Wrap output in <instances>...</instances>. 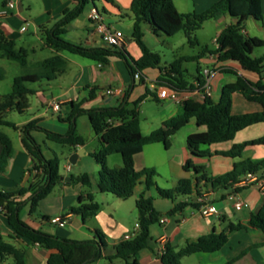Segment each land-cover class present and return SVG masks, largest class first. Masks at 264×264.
Listing matches in <instances>:
<instances>
[{"label":"trees","instance_id":"trees-1","mask_svg":"<svg viewBox=\"0 0 264 264\" xmlns=\"http://www.w3.org/2000/svg\"><path fill=\"white\" fill-rule=\"evenodd\" d=\"M77 5L63 12L62 18L57 24L45 29V45L58 52H68L73 55L90 59L106 66L111 59L118 57L127 63L129 73L133 77L140 72L143 75L148 69H160V57L158 54L148 50L144 43V28L148 26L158 37L166 35L173 37L184 32L188 42L192 45L197 43L194 34L200 30L208 20L219 19L223 15H229L236 19L235 24L228 25L217 37V48L205 50L218 54L222 62L233 61L238 63L245 72L258 77L253 80L244 75L236 73V81L226 84L222 88L220 99L217 103L210 97L200 102L187 99L182 103L183 112L163 123V126L149 135H143L136 108L130 109L128 102L124 101L118 107H99L95 109L81 108L82 102L73 105L71 114L63 119L70 124L66 134H59L47 130L41 126L40 119H34L28 123L18 126L7 120V113L17 112L24 114L28 110L29 97L37 91L30 85L42 80L53 81L65 71L67 62L59 54L45 59L41 64V72L28 73L14 78L12 92L0 102V172H4L14 155L13 141L1 128L9 127L20 132L23 147L28 152L31 165L28 173L32 180L28 187L15 189H0V218L4 216L8 225L13 230V237L24 238L32 245H37L50 252L46 264H92L106 260V264H115V260L121 259L126 264H141L139 261L140 251L147 248L151 240V227L160 223L163 215L173 216L181 213L188 205L198 207L197 204L177 202L180 195L190 196L194 192L200 193L201 183L210 186L211 190H233L239 192L244 188H235V184L248 173L259 174L264 177V159L252 161L245 159L234 164L231 171L219 175L209 176L206 166L197 165L193 158L210 157V146L226 143L234 140L236 135L253 125L264 123V55L254 57L255 48H263L264 40L257 37H249L243 34L244 24L248 19L263 21L261 0H219L203 13L182 14L174 4V0H132L131 13L134 19L132 38L142 51V56L134 60L123 47L107 46L97 48H86L75 44L65 38L67 26L77 17L88 4H96L102 0H74ZM115 3L114 0H104ZM194 39V41L192 40ZM0 51L2 56L18 62L26 67L28 65V52L25 48H16L14 39L8 38L0 28ZM196 57H181L165 68L167 73L162 74L158 84H166L179 90H194L184 75L183 62L197 61ZM223 73H231L233 70L225 67L220 70ZM199 84H204L200 67L197 68ZM4 79L3 70L0 68V81ZM141 81L142 78H141ZM96 90L94 92V95ZM234 93H240L250 102L259 103L262 111L246 114H234L232 111ZM90 93V98L94 97ZM151 96L159 102L155 93L147 90L138 103ZM136 103V104H138ZM85 115L90 120L92 128L99 138L102 148L91 154L96 161L99 170L97 187L101 193H111L117 199L126 201L130 199L139 184L144 185L142 192L136 202L138 210V234L131 240H122L115 248V253L105 255L107 248L106 236L99 230L95 231V237L91 240L77 241L48 234L42 230L35 229L21 218L23 208L30 204V214H33L39 203L47 198L54 187L61 182L59 172L60 160L57 155L47 158L41 145L34 137L35 132L45 135L46 141L57 143L68 148H77L85 145V139L77 133L76 120ZM194 119L199 127H206L203 132L190 134L187 138V146L192 155L185 164L186 172L193 171L195 179L182 178L173 189H164L156 186L154 177L157 171L154 168H144L137 171L135 168V156L143 151L147 145L162 143L166 149L171 146L172 137ZM264 145V136L234 144L224 156L241 158L242 153L249 146ZM119 153L122 157V166L110 167L108 157ZM74 183L90 187L92 176L84 173L79 176H71ZM156 188L158 195L167 200L175 202L172 210L163 214L154 206V199L146 193ZM80 203L71 207L69 213L78 215L85 222L95 217L100 211V205L95 201L92 194L88 195V202ZM256 229L264 233V203L262 209L253 213L247 225L230 223L220 233L213 232L204 235L195 241L189 242L184 248L176 250L167 246L165 252L160 256L163 264H182L185 257L196 253H214L220 251L228 243V235L239 230ZM13 258L12 264H27L26 252L7 242L0 236V260L2 264H8L6 259Z\"/></svg>","mask_w":264,"mask_h":264},{"label":"crops","instance_id":"crops-1","mask_svg":"<svg viewBox=\"0 0 264 264\" xmlns=\"http://www.w3.org/2000/svg\"><path fill=\"white\" fill-rule=\"evenodd\" d=\"M52 1L54 2H51V6L45 4L44 10L40 14V18L42 20L36 21L37 28L42 33L45 29H49L45 25L49 21V18H52L53 21L55 20L56 22H58L62 18L63 12L65 10L72 9L77 5V2L74 0ZM218 1L219 0H190L189 6L186 5V7H184L186 9H179L176 0H174V4L176 9L182 14H199L208 10ZM56 2L61 5L59 9L54 8V3ZM99 2L102 5L101 11L104 16V20H108L109 26L123 32L125 38L122 47L127 51H131V54L135 59H139L142 56L140 48L135 42L134 44L127 41L125 31L120 26L127 23L128 30L133 31L134 19L131 13L132 0H114V4L108 3L104 0ZM3 6L5 7L6 3H4ZM261 6L262 12L264 13V0H261ZM94 7L98 8L96 4H91L90 10L87 15H84V12H82L79 17L74 19L67 26V33L65 34V38L67 40L75 44L82 45L86 48L107 47L101 36L97 33L94 23L90 19V14ZM1 9L2 8H0V10ZM236 21V19L231 18L229 15H223L222 18L217 21V37L228 25L235 24ZM23 22L27 21L23 17L22 8L16 5L15 8L8 10L7 16L0 18V28L4 31L5 35L8 38L14 39L16 41L18 36L23 33L21 31ZM144 33V38H146V35H149L150 37H158L150 30L148 26L144 28ZM243 34L249 37H257L264 40V19L263 21L248 19L244 24ZM217 37L214 39L215 48H217ZM196 45L200 48V51L196 56L200 57L198 62L203 64V66L199 65V67L201 69V78L204 81V84L206 82V78L203 74V71L205 69H210L212 72L210 75V98L213 102L217 103L219 101L222 93V88L226 84L236 81V73L238 75L247 76L253 80L258 79V77H256L255 75L245 72L238 63H235L233 61L222 62L219 60L218 54H212L210 52L204 53V51L208 48L202 47L198 39ZM53 51H55L56 54L61 55L66 60L67 65L65 71L62 75H60L53 81L42 80L33 85H30L31 88L37 91V93L32 96L38 97L41 104L52 110L54 113H62L64 106L67 107L68 113L66 117L59 116L58 120H56L54 119V117L48 118L47 114L42 112L33 116L31 119L15 123L18 126H22L34 119H40L41 126L46 128L47 130L59 134H66L68 132V129L63 126L66 123V121H64L63 119H66L71 114L74 104H79L82 102V100L85 101V97H82V99H79L78 97L82 91L87 90L89 92V101L84 102V104L81 105V108L83 109H91V106H93L94 103H98L100 107H117V105L113 104V101L115 100L120 102L127 101L129 103L134 102L135 100L140 101V99L145 96L144 94H146L147 90L155 93L154 90L159 82L160 76L153 77L152 79H147L145 77V72H143L142 75L143 81H141V79H133V77L129 73L126 61L118 57L112 58L110 64L104 66L96 61L86 59L78 55H73L68 52H58L55 49H53ZM225 67L233 70V72L228 73L233 76L232 79H227L225 76H223L224 73L220 71L221 68ZM159 72L161 74V70ZM197 76L198 74L196 73V75L192 76V80L189 81L194 85L195 89L188 90V99H194L203 102L204 99H202V91L204 84H199L200 82ZM137 81L139 82V84H137ZM118 89L123 90L124 94L122 96L109 95L107 93L108 90ZM95 90L96 93L94 95ZM90 93L94 95L93 98H90ZM30 97L28 109L31 108ZM147 98L152 99L151 96L146 97V99ZM232 101V111L234 114H246L262 111V106L259 103L246 100L240 93H234L232 96ZM53 102L60 103L59 111L54 110V108L52 107ZM158 103L162 104L165 108L164 115L161 121L162 126L166 120L172 119L183 112L182 104H177L171 100H159ZM83 117L87 116L82 115L81 117H79L77 119V124L79 125V123L81 122L83 128H86V130L88 131H94L90 120H85V118ZM189 124L195 125L196 121L192 119ZM197 128H199L198 125ZM17 132L19 133L20 137V132ZM198 132H203V130L200 129ZM36 133L43 135V137L45 138V135L43 133L35 132L34 137L36 138V140ZM177 134L178 132L172 137L171 141H173ZM188 136L189 135L184 136L186 145L180 158L177 160L173 159V161L169 160L167 163L170 175L176 180V185L182 178L195 179L194 174H192L191 172H186L183 167L185 162L192 157L187 146ZM262 136H264V123L250 126L240 131L236 135L234 140L210 146L212 155L206 158H193L194 163L197 165L206 166V171L209 176H219L231 171L234 164L238 161L245 159H251L252 161H261L264 159V145L247 147L242 153L241 158L224 156L222 155V153L229 151L234 144H241L244 142L256 140ZM96 138L100 144L101 149V142L97 136ZM50 143L52 142H44L46 146V151H43L45 156L47 158H51L54 155H57L59 157V153L53 151ZM158 145H162V143L147 145L143 148V151L140 154L135 156V168L137 171H140L144 168H154L155 170H157L158 165L164 164V155ZM172 146L173 144L171 142L170 148ZM100 149H88L87 145L85 144L84 146H79L75 149L62 146L60 150L62 156L67 153L71 157V155H73L74 153H79L78 159L75 163L77 164L82 163L81 157L85 155L92 157L91 154L97 152ZM147 150L148 155L150 154L151 156L145 155V152ZM111 156L112 155L108 157V161ZM116 162L117 164H122V160H116ZM30 165V156L26 149L23 147L22 142L21 148L17 149L14 146L13 157L10 159L6 170L4 172H0V189L28 187L32 180L31 176L28 173V168L30 167ZM95 165L96 166H94V168L92 169L93 174H95L94 172L96 170L100 169L97 163ZM69 166L71 167L70 170H68ZM84 168L85 167H83L82 169L84 170V173H86L87 171H85ZM66 170L68 172L73 171L74 167H72L70 164H67ZM80 172L83 171L80 170ZM84 173H79L77 176ZM60 175L64 177V179H61V182H59L54 187L52 193L40 202V210L35 211L33 214L29 213V217L25 222H27L33 228L42 230L51 235L77 241L91 240L95 237L96 230L103 232L101 222L98 220V214L95 217L89 218L84 222L80 216L69 213V210L71 207H75L80 203V198L82 201L81 203L85 204L88 202L89 194H92L95 200L97 199L96 195L104 194L101 193L97 187L98 180L94 181V176L90 174L92 176V185L87 190L86 188H84L86 186H83L79 183L71 186L72 180L66 181L65 178L68 177L62 175L61 173ZM176 185H174V187H176ZM55 188L57 190H55ZM144 190V185L139 184L136 187L133 196L130 199L126 200L127 202L133 201L132 207L134 208V210L132 211L135 212L136 202L140 194L144 192ZM203 190L211 191L213 193L214 204L219 210L220 216L205 217L199 212L198 207L188 205L183 212L176 213L173 216H168L169 222H167L166 224H154L151 227V240L149 242V245L147 248L140 251L139 254V261L141 264H163L160 256L165 252V248L167 246H172L176 250H179L184 248L189 242L195 241L204 235H208L213 232L220 233L224 231L230 223H240L243 225H247L251 215L253 213L259 212L262 209L264 203V193L257 186H248L239 192H234L233 190L213 191L211 190L210 186H205L204 182H202L200 191ZM197 194V192H194L182 202L194 204ZM146 195L152 197L150 192H147ZM236 197L243 201V207L239 210H237L234 206ZM55 198L58 201L56 208L53 211H49V201H53V199ZM175 204L176 203L172 200H164L158 202L154 199V205L156 209L163 214H166L167 212L172 210ZM164 216L167 215H163L162 217ZM55 217L63 218L67 222L66 226L60 227L58 225L51 224L50 220ZM0 219L5 222L11 239L18 243L20 249H23L26 252L27 264H46L47 258L50 254L49 251L42 249L37 245L30 244V242L24 238H14L13 230L8 225L6 218L2 216ZM113 221L115 222L114 218ZM118 225L119 222H116L113 227L116 228ZM156 225L159 226V229L156 228ZM126 234L119 236L112 242L107 241L105 255L114 254L116 246L122 240H124V236ZM186 259H194V264H264V233L256 229H243L234 231L229 233L228 243L220 251L214 253H196L194 255L185 257L182 260V264ZM106 263V260H101L92 264Z\"/></svg>","mask_w":264,"mask_h":264},{"label":"rangeland","instance_id":"rangeland-1","mask_svg":"<svg viewBox=\"0 0 264 264\" xmlns=\"http://www.w3.org/2000/svg\"><path fill=\"white\" fill-rule=\"evenodd\" d=\"M16 3L17 6H20L23 11V17L27 22H23V26H26L27 31L21 33L20 36L16 39V48H25L28 52V65L26 67L20 65L16 61H12L4 56H2V52L0 51V68L3 70L4 73V79L0 81V102L3 100V98L7 95H10L12 92V85L14 78L17 76H21L28 73H39L41 72L40 64L45 60L48 59L54 55H56L55 51H53L52 48L47 47L44 44L45 41V35L38 30L36 21L42 20L40 18V14L44 10L45 4H48L51 6L52 0H12ZM177 5L179 9H186L184 7L189 6L190 0H176ZM4 3H7V0H0V8L3 10ZM54 8L59 9L61 5H59L57 2L54 3ZM90 5L88 4L84 7L83 12L84 15H87L90 10ZM96 6L100 9H102V5L100 2H96ZM102 12V11H101ZM188 15V14H185ZM264 15V13H263ZM222 16L219 19L211 20L208 22H205L202 29L195 32L194 36L198 39L200 45L202 47H207L208 49H214V39L218 35V23L217 21L220 20ZM105 23L108 25V20L105 21ZM57 24V22L52 18H49V21L45 24L46 27L52 28ZM260 24V23H259ZM121 28L125 31L127 41L129 43H134V40L132 38V31L128 30V25L125 23L124 25H120ZM144 33V31H143ZM145 34V33H144ZM146 47L148 50H150L153 53H156L160 57V69H150L145 71V77L147 79H152L153 77L161 76L162 74L167 73L165 70L166 67L171 65L175 60L181 58V57H188V56H196L198 55L200 48L197 47L196 44L192 45L188 42L187 37L185 36L184 32H180L177 35L173 37H167L166 35H161V37H150L149 35H146V38L143 39ZM194 41V39H192ZM135 44V43H134ZM137 46V45H136ZM141 50V49H140ZM127 51V50H126ZM129 55L134 59V56L131 54V51H127ZM142 52V51H141ZM264 55V47L263 48H255L253 52L254 57H261ZM199 65H202V63H199L197 61H190V62H183V70L184 75L188 81L192 80V76L196 75L197 68ZM161 70V74L160 71ZM222 76V75H220ZM223 76H225L227 79H232L233 76L228 73H224ZM137 84L139 82L137 81ZM33 85V84H32ZM142 92V91H141ZM144 93V92H143ZM141 93V94H143ZM145 95V94H144ZM79 99H82V97H85V101L82 100V105L84 102L89 101V92L82 91L81 94L78 96ZM81 97V98H80ZM40 98V97H39ZM114 105L120 106L123 102L120 101H113ZM139 101L135 100L134 102H129L128 107L130 109L136 108V110L139 112V119L141 124V130L143 135H149L153 131L161 128L162 124V118L164 115L165 108L162 104L156 102L155 100L151 98H147L143 100L142 102L138 103ZM138 103V104H136ZM30 105L31 108H29L24 114H19L17 112H10L7 113V120L13 123H19L26 121L28 119H31L33 116L39 114V113H46L48 118L54 117V119L58 120L59 116L66 117L67 115V107H63L62 113H54L52 110L48 109L46 106H43L36 96L30 97ZM91 109L99 108L98 103H94L93 106H91ZM81 117V116H79ZM78 117V118H79ZM77 118V119H78ZM85 120H88L87 117H83ZM65 126L69 130L70 124L68 122L65 123ZM76 128L77 133L80 134L85 139V144L87 145L88 149H94L97 150L100 149V144L97 141L96 135L94 131H88L86 128H83L81 122L79 125L77 124L76 120ZM7 135L10 136L12 139L15 148L19 149L21 148V142L19 133L15 131L12 128L9 127H2L1 128ZM206 130V127H199L197 128V124H187L184 128L181 129V131L178 132L177 136L173 139L172 144L173 146L170 149H166L164 145H158L159 148H161L162 153L164 155L163 162L164 164L157 166V175L154 177V182L156 186L164 189H173L175 183V179L172 178L170 175L169 169H168V161L177 160L180 158L184 147L186 145V142L184 141V136L197 133L199 130ZM67 131V130H66ZM37 142L41 145V148L43 151H46V146L44 142H47L46 139L41 134H37ZM183 137V139H182ZM44 138V139H43ZM44 141V142H43ZM48 144V143H47ZM52 146L53 151H56L59 153V172L68 177L71 178V176L76 177L79 173H84V170L82 169L85 167L86 173L91 174L94 176L95 180H98L99 178V170H96L93 174V168L96 166V161L87 155L81 157L82 163L73 164L70 162V155L65 154L62 156L61 154V148L62 145H59L57 143H50ZM100 151V150H98ZM148 150L145 152L146 156L148 155ZM121 155L118 153L113 154L109 161L108 165L111 167H120L122 164H117V161H121ZM195 159V158H194ZM67 164H70L72 167H74L73 171H67L66 166ZM119 165V166H117ZM82 167V168H80ZM83 171V172H80ZM192 174L193 171H191ZM76 185V183L72 182L71 186ZM88 190V186L84 187ZM55 190H57L55 188ZM153 197V199L159 201H164L167 199H163L158 195V192L156 188H152L149 191ZM52 197V196H51ZM189 196H183L180 195L176 198V203L184 201ZM96 202L100 205V211L98 213L99 221L101 222L103 234L106 236L107 241L112 242L113 240L117 239L119 236L124 235L126 233L133 232L136 224L138 223V210L135 209V212L132 211L134 208L132 207L133 201H121L120 199H117L113 194L111 193H104L102 195H96ZM57 199H53V201H49L48 210L53 211L56 208L57 205ZM131 204V207H130ZM40 205V203H39ZM38 205L36 211L40 210V206ZM155 206V205H154ZM30 204L26 205L22 212H21V218L24 221H27L30 213ZM133 208V209H132ZM113 218L115 222L113 221ZM95 220V219H94ZM116 222H119V225L114 228ZM156 228L159 229V226L156 225ZM128 231V232H127ZM0 236L3 237L7 242H10L14 244L16 247L19 248L18 243H16L14 240L11 239L9 236V231L7 229V226L5 222L0 219ZM7 263H12L13 258L8 257L6 259ZM194 259H186L183 261V264H194ZM0 264H2V261L0 260ZM115 264H126L123 260L117 259L115 260Z\"/></svg>","mask_w":264,"mask_h":264},{"label":"built area","instance_id":"built-area-1","mask_svg":"<svg viewBox=\"0 0 264 264\" xmlns=\"http://www.w3.org/2000/svg\"><path fill=\"white\" fill-rule=\"evenodd\" d=\"M16 3L14 1L7 0L6 6L3 10H0V18L5 17L8 15V10L15 8ZM90 19L95 25V29L97 33L101 36L102 40L107 46H116V47H122L124 43V34L122 31L117 30L105 23L104 16L102 12L94 7L90 14ZM27 30L26 26H23L21 31L25 32ZM210 69H205L203 71V74L205 75L206 82L203 87L202 91V99H205L207 97H210L211 94V87H210V75H211ZM142 78V74L140 72L136 73L134 76V79L140 80ZM154 92L156 93V96L159 100L165 101V100H171L177 104H182L185 100L188 99V90H179L172 88L166 84H157ZM107 93L109 95H117L122 96L124 94L122 89L118 90H108ZM52 107L54 110L59 111L60 110V103L59 102H53ZM71 167H68V170H70ZM248 186H257L259 187L262 192L264 193V178L255 173H248L244 175L238 183L235 184V188H244ZM195 204L198 205L199 212L205 216H220V212L217 209V207L214 204V198L213 193L211 191H200L196 195V199L194 201ZM234 206L237 210L241 209L243 207V201L236 197ZM51 224L58 225L60 227L66 226L67 222L61 218V217H55L50 220ZM169 222V217L164 216L161 218L160 223L166 224ZM139 224L137 223L135 226V230L132 233L126 234L124 236V240H131L135 238L139 231Z\"/></svg>","mask_w":264,"mask_h":264},{"label":"water","instance_id":"water-1","mask_svg":"<svg viewBox=\"0 0 264 264\" xmlns=\"http://www.w3.org/2000/svg\"><path fill=\"white\" fill-rule=\"evenodd\" d=\"M78 156H79V153H74L73 155H71L70 162L75 164L76 160L78 159ZM61 179H64V177H61ZM65 179H66V181H71L70 178H65Z\"/></svg>","mask_w":264,"mask_h":264}]
</instances>
